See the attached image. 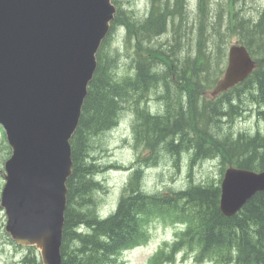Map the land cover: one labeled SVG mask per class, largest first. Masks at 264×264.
Segmentation results:
<instances>
[{
	"label": "trees",
	"instance_id": "16d2710c",
	"mask_svg": "<svg viewBox=\"0 0 264 264\" xmlns=\"http://www.w3.org/2000/svg\"><path fill=\"white\" fill-rule=\"evenodd\" d=\"M112 2L117 13L97 53V68L71 139L73 172L67 181L62 264H121L125 250L150 240L149 225L160 217L181 228L170 245L166 242L154 254L153 264L165 258L174 260L182 249L193 252L198 263L264 264V190L232 216H226L220 207L221 179L227 167L264 170V126L252 133L232 129L235 119L250 111L251 104L259 106L257 112L264 117V10L256 18L249 17L230 0V8L222 15L211 10L210 0H198L197 47L194 54H183L187 0H151L147 16L137 19L131 11L122 10L118 0ZM117 25L126 30L127 56L132 59L130 72L124 74L114 65L123 57V48L107 46ZM171 27L175 43L169 47L153 44ZM230 33L240 36L256 67L243 82L216 97H206L205 92L223 73L222 44ZM152 94L160 104L156 111L148 106ZM127 105L136 115L137 142L146 146L154 163L161 151L176 160L189 154L190 166L217 157L221 178L150 192L136 170L116 210L102 214L95 203L100 184L95 179V163L89 158L90 142L117 125L119 113ZM8 149L11 155L10 146ZM29 250L24 264H42L36 247Z\"/></svg>",
	"mask_w": 264,
	"mask_h": 264
},
{
	"label": "water",
	"instance_id": "95a60500",
	"mask_svg": "<svg viewBox=\"0 0 264 264\" xmlns=\"http://www.w3.org/2000/svg\"><path fill=\"white\" fill-rule=\"evenodd\" d=\"M116 12L112 0H0V125L12 148L1 205L6 231L18 244L35 246L43 264H62L71 139ZM255 67L244 44L231 45L211 96L243 82ZM263 190L264 170L229 166L222 212L236 214Z\"/></svg>",
	"mask_w": 264,
	"mask_h": 264
},
{
	"label": "rangeland",
	"instance_id": "374dc122",
	"mask_svg": "<svg viewBox=\"0 0 264 264\" xmlns=\"http://www.w3.org/2000/svg\"><path fill=\"white\" fill-rule=\"evenodd\" d=\"M119 7L124 11H131L135 19L147 16L151 0H118ZM230 0H210L212 2L211 10L220 11L226 15L230 8ZM237 8H243L244 13L249 17L256 18L259 12L264 10V0H235ZM186 7L188 13V28L181 34L183 54L195 53L196 43V14L198 11V0H187ZM190 7V8H189ZM197 27V25H196ZM225 29V28H224ZM174 31L172 27L164 34L154 39L153 44H160L163 47H169L175 43ZM126 30L122 25H117L112 32L108 47L111 49L123 48V53L119 59L114 62L117 72L124 74L130 72L132 59L127 56L126 48ZM240 36L236 33H230L223 42L224 56L223 73L228 63V50L231 45L239 43ZM217 67V64H215ZM221 73V76L223 75ZM213 89V88H212ZM209 89L205 96L209 97ZM152 94L149 101V108L156 111L160 104L155 100ZM130 105L121 110L118 117V123L111 129L103 131L101 134L93 137L90 142L89 155L92 162L95 163L96 181L100 184L95 192V203L102 214L109 215L114 212L118 206L123 190L130 180L132 172L140 170L139 179L143 187L150 192L165 191L168 189H182L191 182L205 181L208 179L219 180L221 178V161L216 158L204 159L190 166L189 154L183 155L180 160H176L172 155L161 151L157 163L148 157L149 150L146 146L138 144L136 139L135 112ZM250 111H244L242 116L235 119L233 131L255 132L259 127L264 126V117L258 114L260 109L257 105H249ZM8 141L5 131L0 125V264H24V258L31 253L28 246H22L11 237L6 231L7 216L5 209L1 205V194L5 185L4 164L10 157ZM223 179V176H222ZM221 179V181H222ZM151 231L150 240L142 245L125 250L121 256V264H153V256L165 243L169 245L176 237L181 225L174 223L173 220L157 218L149 225ZM162 246V247H161ZM43 264V263H42ZM157 264H216L214 262L198 263L194 253L187 249H182L175 253L174 260L165 258Z\"/></svg>",
	"mask_w": 264,
	"mask_h": 264
},
{
	"label": "bare ground",
	"instance_id": "6f19581e",
	"mask_svg": "<svg viewBox=\"0 0 264 264\" xmlns=\"http://www.w3.org/2000/svg\"><path fill=\"white\" fill-rule=\"evenodd\" d=\"M168 3H169V2H168ZM169 4H171V3H169ZM184 5H185V4H184ZM184 7H185V6H184ZM186 7H188V6H186ZM189 8H190V7H189ZM186 9H187V8H186ZM186 9H185V10H186ZM187 10H188V9H187ZM129 12H130V11H129ZM129 12H128V13H129ZM126 13H127V12H125V15H126ZM130 21H131V20H130ZM143 51H144V50H143ZM131 66H132V65H131ZM117 121H118V120H117ZM115 126H116V125H115ZM113 127H114V126H113ZM156 148H157V147H156ZM159 151H160V150H159ZM155 161H156V160H155ZM142 188H143V187H142Z\"/></svg>",
	"mask_w": 264,
	"mask_h": 264
}]
</instances>
